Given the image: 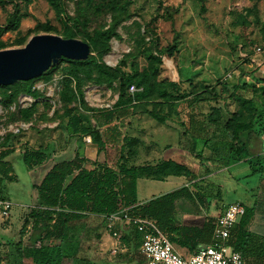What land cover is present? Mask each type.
I'll use <instances>...</instances> for the list:
<instances>
[{
  "label": "rangeland",
  "instance_id": "obj_1",
  "mask_svg": "<svg viewBox=\"0 0 264 264\" xmlns=\"http://www.w3.org/2000/svg\"><path fill=\"white\" fill-rule=\"evenodd\" d=\"M59 8L61 13L57 14L47 0H14L0 4V50L21 48L32 36L38 34H54L63 38L66 22L73 28L76 39L89 44L87 35L94 36V48L97 50L90 48L89 57L107 67H115L125 56L128 66L124 71L129 72L132 67L141 72L151 62L145 57L147 51L160 57V78L182 79L187 86H183V90H189L187 82L199 84L197 97L202 100L198 106L204 110H209L215 104L220 105L224 111L234 110L235 105L230 97L232 85L243 80L256 86H264V54H254L257 47L264 50V0H59ZM14 12L19 16L18 28L6 30ZM105 43L110 50L100 57L98 48ZM170 51L172 55H169ZM68 66L62 62L44 78L39 76V79H32L31 91L34 95L19 92L21 85L18 82L0 86V151L3 150L1 143L6 134L11 132V128L28 126L15 133L16 137L12 141L14 154L7 156L17 179L5 183L3 195L5 191L13 206L7 219L0 217L2 238L6 236L17 240L21 237V228H24L22 264H33L37 257L38 244L29 241L31 223L26 220L29 211L27 207L35 197L31 183L40 181L39 177H42L52 160L42 163L31 174L27 173L23 160L16 154L24 148L45 147L46 142L52 141V154L62 157L75 152L76 144H87L83 139L79 142L76 137L69 144L66 141L68 137L63 134L67 118L62 115L64 108L59 93L63 89L62 81ZM229 73L233 74L232 77L226 78ZM93 76H96V72ZM200 86H206V91H200ZM134 88L135 91L138 90L135 86ZM116 91V84L108 87L106 84L99 86L93 82H85L82 87L83 101L72 102L68 108L79 115L85 124H96L100 113L113 107ZM212 91L218 96V103L212 99ZM23 95L27 97L26 100H22ZM27 109H30V113L24 118L22 112ZM143 112V106H136L129 111L128 118L124 116L117 122L123 128L127 122L133 127V120H138L141 126L149 122L155 123L147 116L144 117ZM242 118H249L246 111H243ZM252 141V152H260L264 147V137L259 140L261 143L257 139ZM85 147L87 153L91 146L87 144ZM69 148H72V152L68 153ZM115 156L114 147L101 153V159L109 161H113ZM65 158L67 157L62 159ZM232 168L229 173L214 169L212 175L204 180L196 181L195 185H187L193 192L203 195L204 203L192 204L185 200L177 202L175 213L179 224L199 225L207 216L217 217L226 205V200L240 199L245 205L249 203L237 194L242 186L235 180L239 173L248 174L249 168L247 165ZM179 181L181 179L172 178L155 183L149 189L167 193L176 189ZM249 181L252 183H248ZM255 181L256 177H250L241 183L248 187ZM147 190L145 183L141 181L138 198L149 197ZM232 192L236 194H230ZM4 226L7 231L2 232ZM126 226L129 230L133 229ZM121 228V224L118 225L117 237L110 235L116 242L115 245H101V236L105 231L101 216L89 215L69 224L70 231L81 232L82 256L96 264H137L139 255L138 250L135 251L133 237L129 240V249L121 251L124 236ZM130 234L132 233H128V237ZM2 243L0 242V253L4 254L5 247ZM173 245L181 255L190 254L188 250ZM112 247H116L114 251ZM64 264L72 263L65 261Z\"/></svg>",
  "mask_w": 264,
  "mask_h": 264
},
{
  "label": "trees",
  "instance_id": "obj_2",
  "mask_svg": "<svg viewBox=\"0 0 264 264\" xmlns=\"http://www.w3.org/2000/svg\"><path fill=\"white\" fill-rule=\"evenodd\" d=\"M12 1L14 0H0V4ZM47 1L57 14L61 13L59 0ZM18 23L19 16L14 12L11 14L6 30H16ZM46 29L50 28L46 27ZM63 34V38L77 37L73 28L66 22H64ZM87 40L90 48L95 50L94 36L87 35ZM109 50V45L105 43L98 48L97 53L101 57ZM169 55H172L171 51ZM145 57L151 62L141 72L132 67L129 72H125L124 68L128 66L125 56L113 68L107 67L91 56L83 61L61 58L56 65L39 77L44 78L62 62L69 65L63 77V89L59 97L64 108L62 115L67 118L65 124L71 137L86 135L90 136L93 142L100 144L97 128L85 124L79 115L73 113L70 107L68 108L72 102L83 101L82 87L85 82H93L99 86L106 84L108 87L116 84V100L111 110H104L100 113L102 123L118 120L125 115L128 109L139 105L143 106L144 112L157 122L163 123L166 120V116L162 114L163 108L172 107L176 102L188 97H191L188 104L190 107L199 102L200 98L197 97L199 84L187 82L189 90H183L179 82L160 78L162 65L160 57L153 55L150 51L146 52ZM94 72L96 76H93ZM32 81L18 82L21 85L19 92L34 95L31 91ZM131 85L138 89L132 94L129 93ZM200 88V91H206V86H200ZM212 95L214 102L218 103L219 98L214 91ZM230 97L235 105L234 110L224 111L220 105L215 104L211 106V112L207 116L204 115L200 121L199 125H212L214 131L206 141L208 155L205 157L201 154L198 157L201 166L210 163L214 168L202 169L199 175H209L214 169L218 170L245 162L250 172L237 178V182L256 177L260 184L264 178V147L258 154L253 155L249 141L251 138L262 139L264 137V86H256L254 83L243 80L232 85ZM85 110L90 111V109ZM243 111L248 113V119L242 118ZM28 113L30 109L23 111L22 116L26 118ZM198 127L200 126H197V129ZM15 137V133L9 132L1 143L3 150L0 151V198H5L3 184L15 179L9 174L11 168L6 166L7 162L4 160L14 152L12 141ZM133 141L132 138H125L115 167L105 162L94 161L91 162L93 167L88 169L85 167L88 159L78 154L64 155L56 158L39 183L32 185V189L36 191V207L30 208L26 220L31 223L30 241L38 244L37 257L33 264H64L65 261H70L72 264H96L93 260L81 255V232L80 230L70 231L69 224L89 215L103 218L121 209H126L130 215L153 220L173 244L186 248L189 253H194L210 244L215 218L207 216L199 225H182L179 224L175 213L176 203L181 200L192 204L197 201L202 203L204 197L200 192H193L188 186H181L144 203L138 201L137 172L139 168L128 166L127 157L124 154L128 153L131 157L135 153V150H131L129 146ZM128 146L129 151L125 152ZM101 148L99 147L100 150ZM51 151V145L37 149L24 148L20 156L27 170H32L50 160ZM63 157L67 158L62 159ZM156 173L163 177L184 175L188 181L196 178L184 167L171 162L157 164ZM236 200H228L226 205ZM243 205L245 212L231 229L228 245L241 255L244 264H264V229L263 236L256 240L249 229V224L258 209H261L264 220V202L247 205L243 203ZM23 231L24 229L20 231L21 237ZM136 234L140 240L139 234ZM21 237L16 241L10 240L2 243L5 252L0 253V264H22L23 242Z\"/></svg>",
  "mask_w": 264,
  "mask_h": 264
},
{
  "label": "crops",
  "instance_id": "obj_3",
  "mask_svg": "<svg viewBox=\"0 0 264 264\" xmlns=\"http://www.w3.org/2000/svg\"><path fill=\"white\" fill-rule=\"evenodd\" d=\"M251 66V63H250ZM257 67H255L256 69ZM250 75V74H249ZM245 76V75H243ZM171 80V79H169ZM174 82H179L181 85L182 89H185L183 86H185L183 83V80L180 79L178 80H171ZM188 85V84H187ZM187 87V86H185ZM191 97H188L187 99L181 100L179 102H176L172 107L168 106L163 108L162 114L166 116V120L161 123L157 122L153 117H151L149 114L146 112H143L144 117H148L152 121H155V123L149 122L147 125L141 126L138 120H133L135 122L134 126L126 123L125 127H121V124H119L117 121H119L121 118L118 120L111 121L109 123H102V116L100 115L99 118L96 119V124H90L92 127L97 128L99 137H100V144L95 143L92 141L90 136H84V135H77V136H70L69 132L67 131V127L65 124V129L64 135L68 138H66V141H69V144L71 139L73 137L78 138L79 142L83 139L85 143L90 145L91 147L89 148V151L86 153L84 148L87 146V144H76L75 152H73L70 156H73L75 154H78L81 157H84L88 159V163L85 165L86 168L91 169L93 166L91 162L98 161V162H105L106 164L115 167L117 164V161L119 160L120 154H121V149L122 146L125 142V138L129 137L134 139L133 142L130 143V149L135 150V153L129 157L128 153H124L125 156L127 157V162L126 164L128 166H135L138 169V178H137V199L140 203H144L148 201L151 198L163 195L165 193H158L159 191L155 192L153 190H150L149 188L154 185L155 183H160V182H166L172 178H177L181 179L179 183H177L176 186L177 188H180L181 186H187L189 183H192L195 185L196 181H201L207 178L208 176L212 175H203L200 176L201 172L204 169H211L212 165L210 163L205 164L204 166H201L199 157L201 154L203 156L208 155V150L206 147V141L212 136V133L214 131V127L212 125L208 124H203L199 125L200 121H202V117L207 114L210 111L211 106L209 107V110H204L200 106H198L199 102L196 103L195 106L190 107L189 100ZM107 109V110H111ZM133 109L130 108L125 112L126 118L130 115L129 111ZM150 109V108H148ZM144 111V109H143ZM123 116V117H124ZM81 118V117H80ZM82 119V118H81ZM138 119V118H137ZM129 120V119H128ZM197 126L198 127L197 129ZM68 134V135H67ZM253 139L256 138H251L249 141V147L250 151L253 155H256L258 153H253L252 152V147H253ZM258 141L260 139H257ZM261 143V141H259ZM51 145L53 147L54 143L51 141H48L45 143V146ZM129 146L125 148V152L129 151ZM261 146V145H260ZM99 147H102L101 150ZM111 147H114V150L116 149V156L113 161H109L106 158L101 159V153L104 154L106 150L111 149ZM36 149V148H34ZM53 150V149H52ZM83 150V152H82ZM261 150V149H260ZM69 152H72V148H69ZM20 152L17 155L18 158L21 159ZM14 154V153H13ZM56 155V154H55ZM52 154L51 151V165L46 169V171L43 173V175L48 171V169L52 166V164L55 162L57 156ZM68 155V154H67ZM7 164L6 166L11 168V172L9 173L13 177H15L14 180L17 179L15 176L14 170H13V165L10 161V158H5L4 159ZM161 162H171L173 164H176L178 166L184 167L187 171L193 173L196 178L195 180L188 181L187 177L184 175H167L165 177L163 176H158L156 173V165L161 163ZM246 166L247 163L241 162L239 164H235L229 167H223L218 169L217 171H225L229 173L234 167H240V166ZM248 166V165H247ZM37 168V167H36ZM32 170H27V173H34L35 169ZM249 168V167H248ZM203 169V170H202ZM240 170V169H236ZM250 172V171H249ZM249 174V173H248ZM42 175V177H43ZM247 175V174H245ZM244 175L237 174L235 180L237 178H240ZM42 177H39L41 180ZM38 178V176H37ZM38 179V180H39ZM13 180V181H14ZM143 181L145 183V186L147 187V198L145 199H139L138 198V188L140 186V182ZM40 181H34L31 183V187L33 184H37ZM251 182V181H249ZM6 183V182H5ZM5 183L3 184V187L5 188ZM241 184V190L237 193L239 194L242 198V200H246L249 203L248 204H260L264 202V178L263 181L259 184L257 178L255 183L252 184V186H244L241 181L238 182ZM252 183V182H251ZM197 184V182H196ZM247 185V184H246ZM176 188V189H177ZM5 190V189H4ZM34 190V189H32ZM35 191V190H34ZM168 193V192H167ZM4 197L10 200L4 191ZM217 195H219L217 193ZM210 198V197H209ZM228 201V200H226ZM237 202L243 203L240 199L236 200ZM198 202V201H197ZM235 202V201H232ZM204 203V200L201 204ZM231 203V202H230ZM36 207V191H35V197L33 198V202L28 205L27 210H30V208ZM222 211V210H221ZM220 211V212H221ZM218 216V215H217ZM11 222H9L10 224ZM121 233L123 232L122 236V245H120L121 251H126L129 249V244H130V238L133 237L132 239L135 240L134 247L136 248L135 251H137L139 255V260H137V264H140L142 258L139 253V237L135 233L134 229H128L126 225H121ZM130 228V227H129ZM132 228V227H131ZM24 228H21V230ZM124 229V230H123ZM249 229L251 230L255 240L263 236V229H264V220L262 218V211L261 209H258L256 211L255 217L253 220H251L249 224ZM2 232L7 231V227H2L1 229ZM126 231V232H125ZM1 235L4 236V234ZM31 232V229H30ZM30 232L28 233L29 236V241H30ZM130 234V237H128V233ZM20 233V232H19ZM21 234V233H20ZM21 236V235H20ZM20 238V237H19ZM18 238V239H19ZM23 238V237H21ZM17 239V240H18ZM0 242H5V241H10L14 240L13 238L6 237L4 236L3 238L0 237ZM23 242V241H22ZM31 242V241H30ZM32 243V242H31ZM115 241L110 237V234L107 232L103 231V235L101 236V245H111ZM36 244V243H32ZM23 247V246H22ZM116 247H112L113 251L115 250ZM180 249L187 250L186 248L179 247ZM179 253V252H178ZM191 254V253H190ZM189 254V255H190ZM188 255V256H189ZM21 262H22V253H21Z\"/></svg>",
  "mask_w": 264,
  "mask_h": 264
},
{
  "label": "built area",
  "instance_id": "obj_4",
  "mask_svg": "<svg viewBox=\"0 0 264 264\" xmlns=\"http://www.w3.org/2000/svg\"><path fill=\"white\" fill-rule=\"evenodd\" d=\"M254 54L262 55L264 50L255 48ZM232 73L226 75L231 78ZM136 89L133 85L129 87V92ZM22 100L27 97L23 95ZM27 125L11 128V132L16 133ZM13 204L7 198H0V217L7 219ZM245 206L241 202H231L215 217V225L210 244L200 248L189 256H183L177 252L173 243L159 226L148 218L133 216L126 209H121L112 214L105 215V231L112 237L118 235V225H129L140 236L139 253L141 255L140 264H244L241 255L232 250L228 245L231 229L243 216Z\"/></svg>",
  "mask_w": 264,
  "mask_h": 264
},
{
  "label": "water",
  "instance_id": "obj_5",
  "mask_svg": "<svg viewBox=\"0 0 264 264\" xmlns=\"http://www.w3.org/2000/svg\"><path fill=\"white\" fill-rule=\"evenodd\" d=\"M90 54L89 44L82 40L54 34L34 35L21 48L0 50V86L35 79L61 58L83 61Z\"/></svg>",
  "mask_w": 264,
  "mask_h": 264
},
{
  "label": "bare ground",
  "instance_id": "obj_6",
  "mask_svg": "<svg viewBox=\"0 0 264 264\" xmlns=\"http://www.w3.org/2000/svg\"><path fill=\"white\" fill-rule=\"evenodd\" d=\"M24 97L22 96V99H23Z\"/></svg>",
  "mask_w": 264,
  "mask_h": 264
}]
</instances>
